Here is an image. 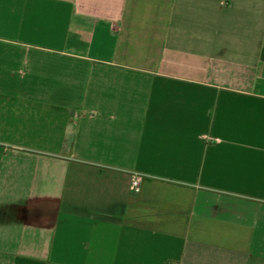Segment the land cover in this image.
Returning <instances> with one entry per match:
<instances>
[{
    "label": "crops",
    "instance_id": "obj_1",
    "mask_svg": "<svg viewBox=\"0 0 264 264\" xmlns=\"http://www.w3.org/2000/svg\"><path fill=\"white\" fill-rule=\"evenodd\" d=\"M0 264H264V0H0Z\"/></svg>",
    "mask_w": 264,
    "mask_h": 264
},
{
    "label": "built area",
    "instance_id": "obj_2",
    "mask_svg": "<svg viewBox=\"0 0 264 264\" xmlns=\"http://www.w3.org/2000/svg\"><path fill=\"white\" fill-rule=\"evenodd\" d=\"M133 190L139 191L140 190V180L138 178H134L132 181Z\"/></svg>",
    "mask_w": 264,
    "mask_h": 264
}]
</instances>
